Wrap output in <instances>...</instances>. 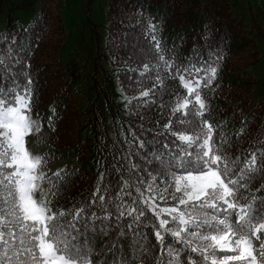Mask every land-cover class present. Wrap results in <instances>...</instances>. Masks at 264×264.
I'll return each mask as SVG.
<instances>
[{
	"label": "trees",
	"instance_id": "1",
	"mask_svg": "<svg viewBox=\"0 0 264 264\" xmlns=\"http://www.w3.org/2000/svg\"><path fill=\"white\" fill-rule=\"evenodd\" d=\"M60 1L0 0V86L8 91L16 85L23 88L31 80L33 115L38 113L42 125L36 137L46 147L42 156L46 163L66 162L69 167L60 179L50 175L54 184L62 186L56 197L50 193L53 205L67 209L83 204L85 212L102 216L103 209L94 205L89 210L87 205L98 181L101 189L108 185L111 193L121 175L128 178L123 169L116 170L120 168L117 161L131 157L134 163L141 162L140 156L164 151L163 144L172 147L176 138L163 130L170 119L175 126L171 106L177 96L194 98L184 97L186 89L173 84L172 77L176 67L183 70L188 61L199 67L211 57L217 66L212 86L200 89L209 110L204 118L216 127L213 140L223 133L229 139L224 151L239 155L241 163L250 152L264 149V92L255 96L260 79L252 71L264 58V19L253 13L250 5L243 13L231 0H108L105 23L87 20L85 24L89 56L61 60L65 30ZM93 1L86 0L87 11ZM35 4L38 8L28 22L17 16L32 11ZM149 24L155 26V32L149 30ZM100 27L106 31L103 50ZM153 36L166 49L165 58L174 61L173 68L157 65ZM158 71L162 85L156 82ZM112 80L127 98L124 106L117 105L110 95L107 84ZM148 89V97L140 95ZM183 118L191 121L184 126L189 133L202 119ZM133 132L144 142L143 149L137 148L139 141ZM133 151L139 155L132 156ZM155 167L153 162L149 170ZM101 172L103 181L99 180ZM261 185L264 173L257 174L249 185L252 194L264 196ZM157 202L161 208L176 203ZM162 218H168L167 214ZM131 219L122 218L117 227L113 211L111 220L104 221L106 230L100 221L95 222L99 227L88 233L87 241L93 252L92 264H155L161 249L151 224L158 220H144L139 227L129 228ZM165 239L167 242V235ZM189 255L196 259L198 254L181 252L182 259Z\"/></svg>",
	"mask_w": 264,
	"mask_h": 264
},
{
	"label": "snow or ice",
	"instance_id": "2",
	"mask_svg": "<svg viewBox=\"0 0 264 264\" xmlns=\"http://www.w3.org/2000/svg\"><path fill=\"white\" fill-rule=\"evenodd\" d=\"M149 30L156 28L149 24ZM152 39L158 50L157 65L173 68L174 61L165 58L166 49L155 36ZM144 70L149 71L147 65ZM216 77L211 57L199 67L192 61L183 70L176 67L172 83L182 84L184 97H194L190 101L177 96L171 106L175 126L170 119L163 130L176 139L171 148L163 144L164 151L140 156L141 162L134 163L131 157L117 161L120 168L116 170L123 169L128 178L121 175L111 193L108 185L101 189L98 181L87 205L89 210L94 205L103 209L102 216L85 212L83 204L67 209L53 205L49 193L56 197L62 186L45 172L47 158L29 146V137L42 130L38 113L33 115L31 80L23 88L16 85L8 91L0 86V264H92L88 233L99 227L96 221L111 220L113 211L117 227L124 217L132 218L129 228L139 227L144 220H158L151 224L161 249L155 264H264V196L252 194L249 188L256 175L264 173V149L250 152L241 163L239 155L224 151L229 139L223 133L213 140L216 127L204 118L209 110L200 89L211 87ZM156 82L163 84L159 71ZM150 91L140 95L148 97ZM189 115L202 118L191 133L184 130L191 121L183 117ZM132 135L139 141L137 148L143 149L144 142L135 132ZM153 162L156 167L149 170ZM62 175L63 170L54 173L56 179ZM99 180H104L103 172ZM44 184L49 187L45 189ZM158 200L176 203L161 208ZM165 214L168 218H162ZM120 235H125L123 230ZM182 251L198 254L197 258L182 259Z\"/></svg>",
	"mask_w": 264,
	"mask_h": 264
},
{
	"label": "rangeland",
	"instance_id": "3",
	"mask_svg": "<svg viewBox=\"0 0 264 264\" xmlns=\"http://www.w3.org/2000/svg\"><path fill=\"white\" fill-rule=\"evenodd\" d=\"M108 0H94L88 7V11L85 7L86 0H61L59 3V13L61 20L64 24L65 38L62 42L59 57L61 60L85 58L89 56L88 52V36L89 30L85 27L87 20L94 23L103 25L105 23L104 9ZM260 2V7L258 6ZM231 3L241 12L245 13V7L250 5L253 13H258L264 19V0H231ZM257 4V5H256ZM38 5L35 4L32 11L28 13L17 14L19 18L28 22L34 12L37 10ZM99 35L101 36L100 48L103 50V41L106 36L104 27L99 28ZM77 55L79 57H77ZM252 71L259 77L260 82L256 86L254 94L260 96L264 92V58L260 60L258 65L252 69ZM108 90L112 99L119 106H124L126 103L125 95L115 81H109L107 84ZM102 103V101H100ZM36 116L34 115V118ZM30 149L33 153L43 155L46 147L41 146L36 134L29 137ZM69 169L66 162H54L46 163L44 170L48 176L54 174L58 170L67 171ZM45 189L48 188V184L43 185ZM50 197V193H49Z\"/></svg>",
	"mask_w": 264,
	"mask_h": 264
},
{
	"label": "built area",
	"instance_id": "4",
	"mask_svg": "<svg viewBox=\"0 0 264 264\" xmlns=\"http://www.w3.org/2000/svg\"><path fill=\"white\" fill-rule=\"evenodd\" d=\"M258 6L260 7V2H258Z\"/></svg>",
	"mask_w": 264,
	"mask_h": 264
}]
</instances>
